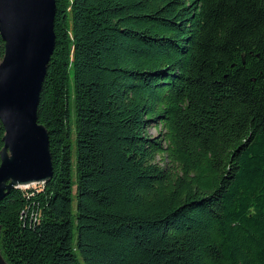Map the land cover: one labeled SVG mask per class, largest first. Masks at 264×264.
<instances>
[{"label":"trees","instance_id":"1","mask_svg":"<svg viewBox=\"0 0 264 264\" xmlns=\"http://www.w3.org/2000/svg\"><path fill=\"white\" fill-rule=\"evenodd\" d=\"M54 3L52 175L0 198L6 264H264V0Z\"/></svg>","mask_w":264,"mask_h":264},{"label":"water","instance_id":"2","mask_svg":"<svg viewBox=\"0 0 264 264\" xmlns=\"http://www.w3.org/2000/svg\"><path fill=\"white\" fill-rule=\"evenodd\" d=\"M54 0H0V198L52 175L47 132L36 119L54 44ZM0 264H6L0 253Z\"/></svg>","mask_w":264,"mask_h":264},{"label":"rangeland","instance_id":"3","mask_svg":"<svg viewBox=\"0 0 264 264\" xmlns=\"http://www.w3.org/2000/svg\"><path fill=\"white\" fill-rule=\"evenodd\" d=\"M158 130H159L158 126L156 127V126L150 125L148 127V132L151 135H155L158 132ZM71 160H72V164H71V178H72V180H74V177H75V172H74L75 152H74L73 144H72V148H71ZM72 190H74V185H72ZM72 211L74 212V198L72 199ZM72 231H73V239H74V237H75V228H74V226L72 228ZM80 262H82L81 259H80Z\"/></svg>","mask_w":264,"mask_h":264},{"label":"built area","instance_id":"4","mask_svg":"<svg viewBox=\"0 0 264 264\" xmlns=\"http://www.w3.org/2000/svg\"><path fill=\"white\" fill-rule=\"evenodd\" d=\"M39 183H41V182H39ZM32 184H34V183H32ZM32 184H29V185H32ZM29 185H28V186H29ZM21 187H27V186H21Z\"/></svg>","mask_w":264,"mask_h":264}]
</instances>
